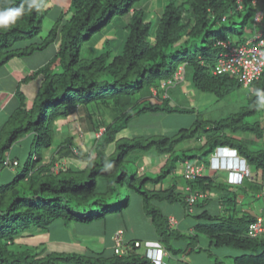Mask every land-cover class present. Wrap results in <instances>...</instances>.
Returning <instances> with one entry per match:
<instances>
[{
    "label": "trees",
    "instance_id": "obj_1",
    "mask_svg": "<svg viewBox=\"0 0 264 264\" xmlns=\"http://www.w3.org/2000/svg\"><path fill=\"white\" fill-rule=\"evenodd\" d=\"M49 1L38 0V8L29 9L27 0H0V10L24 5L15 23L0 28V67L56 45L51 59L23 79V83L39 79L40 85L30 102L20 90L16 92V104L0 140V172L15 169L12 178L0 185V264H155L145 255L148 243L144 252H139L143 247L140 239L123 240L125 248L120 255L115 254V246L99 251L86 248L83 253L46 252L45 245L13 248L26 234L48 233L55 224L65 233L74 225L101 223L105 227L113 218L124 227L123 217L133 206L151 223L152 242L166 253L161 264L191 261V255L203 252L208 264H222L211 260V248L241 251L232 264H264V234H248L250 224L264 217L245 210V199L239 201V197L247 194L232 189H242L250 177L232 185L205 175L209 168L204 165L189 162L211 156L219 147L234 148L254 168L249 184L259 188V176L264 182V100L256 95L257 89L264 91V71L249 86L229 73L213 72L219 55L226 51L217 43L231 42L222 23L228 14L244 10L243 6L239 9L235 0H169L160 14L154 12L153 22L149 6H145L150 0H70L68 10L58 14L43 39L39 35ZM116 16L127 19L121 24L120 46L105 39L102 51L82 58L83 45ZM215 25H221L218 32L213 31ZM229 32L239 35L235 29ZM239 42L231 44L239 46ZM179 69L183 80L161 88L163 82L174 80ZM186 82L192 90L212 94L218 100L244 88L247 105L225 119L196 120L191 129H180L173 136L119 137L143 114L189 111L171 105L169 95V90L184 87ZM176 93L173 97L178 101ZM80 111L86 117L87 129L97 135L88 149L76 144L69 130L68 120ZM256 113L261 119L245 120ZM198 128L210 131L202 153L179 154L183 142L201 140ZM240 135L262 146L251 148L246 139L238 138ZM15 145L18 153L10 157ZM150 152L157 159L163 158L154 170L150 168L153 159L144 158ZM8 159L17 165H6ZM63 162L65 165L57 168ZM180 163H184L180 172L187 183L183 188L189 192L187 197L177 191V185H163ZM185 165L202 166L204 173L186 179L182 173ZM198 195L204 197L189 203ZM163 203L182 204L186 217L196 222L184 228L175 218L176 224L171 225L170 214L158 206ZM196 205L202 211L194 214ZM209 205L213 208L208 209ZM122 227L113 233L120 229L124 235ZM204 240L207 248L200 246Z\"/></svg>",
    "mask_w": 264,
    "mask_h": 264
},
{
    "label": "rangeland",
    "instance_id": "obj_2",
    "mask_svg": "<svg viewBox=\"0 0 264 264\" xmlns=\"http://www.w3.org/2000/svg\"><path fill=\"white\" fill-rule=\"evenodd\" d=\"M185 0H176L177 3L183 2ZM169 2V0H161L159 6H156L154 0L148 1L149 7V19L151 21H155L156 13L155 8L158 7L157 13H161L163 7ZM70 4V0H50L49 1V11L47 17L43 20L41 33L39 35L40 38H46L49 30L52 28L54 21L58 14L65 13L68 10ZM242 6L244 10H238L235 15L228 14V20L223 22L222 25L225 27V31L229 35V40L236 44L244 43L245 41L251 39L253 37V31L264 30V24L255 25L254 24V14L257 11V8L263 10L264 15V0H260L257 7H254L251 4V0H243ZM125 17V16H124ZM117 16L112 20V22L102 28L101 31L96 33L93 39L90 42H87L83 45L81 49V57L88 59L94 55V52L102 51L104 49L103 42L105 39L111 40V44L114 46H120V35H121V24L126 23L127 19ZM221 25H215L213 28L214 32H218ZM244 31H241L242 29ZM231 29H235L239 32V35L231 34L229 31ZM96 42L97 46L93 47V43ZM56 45H49L43 51L35 52L33 55L17 58L18 60H14V64H8L4 69L6 71H10L13 68L26 67L28 73L30 70H34L37 67L42 66L45 62L51 59L54 54V49ZM3 71V69H0ZM23 71V70H22ZM27 73V72H26ZM21 76L18 72H15L14 76ZM186 84V85H185ZM189 84L186 82L184 86H188ZM183 86H179L176 90H169V95L171 100V105H178L184 109H188L189 111L183 113H172L167 114L164 112L160 113H146L141 115L138 118H135L130 123L128 129L124 130L120 137L123 138H131V137H139L143 139H152L157 137H169L175 135L180 129H191L194 126V122L196 120L200 121H213L220 120L230 117L231 115L237 113L241 110L242 107L247 105V90L241 88L239 90L232 91L226 98L218 100L214 95L209 93L198 92L196 90H190V92H184L181 90ZM189 89V88H188ZM175 91L177 92L178 101L174 99ZM155 90L153 91V93ZM82 111H80L77 115L70 117L68 122L70 123V134L74 137V141L79 146H82L84 149H88L91 146V141L94 135L87 129L86 117L82 115ZM256 119H261L259 117V113L255 115H250L245 118L246 121H252ZM66 129V128H65ZM198 135L201 136V140L197 141L196 139H191L183 142L179 148V154L181 151L185 152L187 156L198 155L201 154L204 150L203 145L205 142L206 136L210 133L204 132L203 128H198ZM246 136V135H245ZM264 143V140H263ZM251 148H257L262 146L261 142H253L250 143ZM18 153L17 145H15V149L11 150L10 157L16 156ZM210 157V155H208ZM202 157V159H190L189 162L204 165L206 168H209V157ZM145 159L152 160L153 165L150 167L152 170L155 169L157 163L161 162L163 158H159L155 156L154 152H150L145 155ZM144 159L140 161L142 163ZM184 163H180L176 166V171L174 174L168 176L164 181V187H169L173 184L177 185V191L181 192L182 196H189V192H185L183 190L186 189L187 183L183 179L181 174V168ZM64 166L65 162L58 165ZM56 171V170H55ZM149 173L156 174L152 171H148ZM250 173L253 176L254 168L250 167ZM15 174V169L11 170L9 168H3L0 172V185L5 184L12 178ZM222 176H227V173H222ZM251 180L249 178L245 179V183L242 189L237 187H232V189H237L238 193H246L247 197L244 198L243 208L245 210H251V213L255 215L264 217V182L259 176V188L256 187V184H249ZM255 187V188H254ZM244 188V189H243ZM246 190V191H245ZM195 191V189H194ZM193 191V192H194ZM187 195V196H186ZM159 208L165 214H172L176 219H178L182 225V227L186 228V226H190L194 224L196 220L191 217H186V210L180 203L168 205V204H158ZM213 205H209L208 209H212ZM194 214L202 211V208H198L197 205L193 207ZM124 227H122V223H119L117 219H111L107 222L104 227L101 223H96L92 225H74L70 232H63L60 228L59 224H55L53 228L48 233H43L39 231H35L30 234H26L23 238L17 240L16 244L13 246L15 250L26 249V248H37L39 245L46 246V252H56V253H83L86 248L93 249L94 251L103 250V247L110 248L115 246L114 236L112 235L113 231L122 227L124 230L123 240L127 239H140L143 241V247L139 250V252H144L147 243L152 244L153 237V229L152 225L148 219L139 211L138 208L134 207L128 211L123 217ZM116 222V223H115ZM106 229V230H105ZM106 231V233H102ZM186 233V232H185ZM67 234V237H66ZM92 234V235H86ZM101 234V235H100ZM103 234V235H102ZM79 238H83L81 240H77ZM113 245V246H112ZM202 248H207L206 241H202ZM123 250L125 248L122 247ZM210 253L212 254L211 260L216 259L217 262H222V264H232V260L235 256L241 254V251L231 248H211ZM207 254L205 252L191 255V261L189 260H180L177 262L175 260H169L168 264H208L207 263ZM207 258V259H206ZM182 261V262H181ZM65 264H74L71 262Z\"/></svg>",
    "mask_w": 264,
    "mask_h": 264
},
{
    "label": "built area",
    "instance_id": "obj_3",
    "mask_svg": "<svg viewBox=\"0 0 264 264\" xmlns=\"http://www.w3.org/2000/svg\"><path fill=\"white\" fill-rule=\"evenodd\" d=\"M239 9L242 8L243 0H235ZM260 0H251V4L254 7H257ZM254 24L261 25L264 24V15L263 10L257 8V11L254 14ZM264 28V27H263ZM253 37L239 46H234L229 41H219L217 45L223 47L226 51L219 55L217 64L214 69V74L221 75L224 73H229L233 76H236L244 86L251 85L254 81H256L264 71V30L258 31L257 29L253 31ZM183 74L182 69H179L178 72L174 75V80H168L161 84V88L167 86L175 85L176 81H182ZM156 91L154 92V94ZM225 150L217 149L210 156V166L211 170H222L220 166V161L222 160V155L225 153ZM12 164V166H16V161H10L8 159L5 164ZM183 175L186 179H195L196 177H200L204 173V168L202 166H190L185 165L183 168ZM249 172L245 168H242V176H248ZM239 176L238 181L234 179L231 181L229 179L230 184L240 183L241 177ZM203 195L194 196L189 199V203H193L197 198H203ZM170 224L175 225L176 221L174 218H170ZM248 234L251 237H256L258 235L264 234V219L257 218L255 222L250 224L248 229ZM115 254H123V232L117 231L114 235ZM139 246V244H136ZM146 257L153 261L155 264H161L164 256L166 255L164 249L158 245H149L146 249L145 253Z\"/></svg>",
    "mask_w": 264,
    "mask_h": 264
},
{
    "label": "crops",
    "instance_id": "obj_4",
    "mask_svg": "<svg viewBox=\"0 0 264 264\" xmlns=\"http://www.w3.org/2000/svg\"><path fill=\"white\" fill-rule=\"evenodd\" d=\"M154 1H155L156 6H159L158 3H160L161 0H154ZM157 8L158 7L155 8V11H158ZM14 60H18V59L17 58L12 59L11 61H9L4 66L0 67V69H3V71H0V140H2V138H3L4 132H5L4 127H5L7 121L9 120V118L12 114L13 108L15 107L16 92L18 90H20L24 94V96L26 97L27 101L30 102L34 98L36 91L40 85L39 79H34V80H31L27 83L22 82L23 79L28 77L33 71H35L39 67L35 68L34 70H30L29 73H28V70L25 66L20 67V68H13L10 71H6V69H4V68L6 66H8V64H10V66H11V64H14L13 63V62H15ZM15 72H18V74H21V76L20 75L14 76ZM188 88H189L188 86H184L182 91L187 92L189 90L188 92H190L191 89L190 88L188 89ZM119 137H120V135H119ZM238 138H244L248 141V143L249 142L253 143V141L247 135L246 136L240 135V136H238ZM148 163H150V161ZM222 173L223 172H214L210 169H205V175L211 176L213 179H216L218 181H225L226 180V177L221 175ZM254 175H255V173L253 174V176ZM253 176L251 175L250 179H252ZM244 198H245V196H243V195L240 196L239 201H243ZM249 209H251V208H249ZM170 217L175 219V217L172 214H170ZM117 231H121V230L117 229L112 235L114 236ZM149 245H157V243L152 242V244H149ZM103 248H105V247H103ZM49 252H51V250H49Z\"/></svg>",
    "mask_w": 264,
    "mask_h": 264
},
{
    "label": "clouds",
    "instance_id": "obj_5",
    "mask_svg": "<svg viewBox=\"0 0 264 264\" xmlns=\"http://www.w3.org/2000/svg\"><path fill=\"white\" fill-rule=\"evenodd\" d=\"M38 6H39L38 0H27V7L29 9L34 8V7L38 8ZM23 11H24V5L23 4L19 8H11L10 7V8H5V9L0 10V28H5V27H8L9 25L15 23L16 19L22 15ZM256 95L258 97H261L262 100H264V91L257 89ZM217 149L225 150L224 151L225 153L222 155V160L220 161V166H221L222 170H218V171L212 170V171L227 173L226 180H225V181H227V183H229L228 182L229 179L231 181H233L234 179H236L238 181L239 176H242V168H245L246 170H248L249 175L248 176H242L240 183L243 181V179L245 177L251 176L250 166L247 164L246 160L238 154L236 149L229 148V147H219ZM209 166H210V164H209ZM107 167L111 168L112 165L108 164ZM240 183L232 184V185H238Z\"/></svg>",
    "mask_w": 264,
    "mask_h": 264
}]
</instances>
